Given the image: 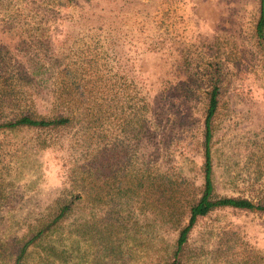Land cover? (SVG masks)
I'll return each instance as SVG.
<instances>
[{
    "label": "rangeland",
    "instance_id": "374dc122",
    "mask_svg": "<svg viewBox=\"0 0 264 264\" xmlns=\"http://www.w3.org/2000/svg\"><path fill=\"white\" fill-rule=\"evenodd\" d=\"M259 12V0H0V122L74 116L63 129H0V264H16L67 202L70 213L19 264L172 261L203 185L209 69L220 88L215 191L264 203ZM179 258L264 264V213L209 212Z\"/></svg>",
    "mask_w": 264,
    "mask_h": 264
},
{
    "label": "trees",
    "instance_id": "16d2710c",
    "mask_svg": "<svg viewBox=\"0 0 264 264\" xmlns=\"http://www.w3.org/2000/svg\"><path fill=\"white\" fill-rule=\"evenodd\" d=\"M260 2V12L255 25V38L258 43L263 45L264 39V0H259ZM28 68L22 67L18 70V81H20L16 87L18 91L22 90V84L24 81H28ZM73 86V85H72ZM66 86L64 84L54 85L53 93L54 100L52 103L54 106L60 104L62 100V94ZM70 91L73 88H68ZM219 79L218 73L216 70H208V79H207V90H206V110L204 113V131H203V165H202V176H203V185L200 190L198 198L188 206L187 210V221L180 228L178 236L176 239V249L174 252V257L172 261L167 264H179L180 263V252L183 246L186 244L189 235L198 222L200 217L207 215L209 212L224 207H230L235 209L250 210V211H259L264 213V203L255 202L252 199L247 197L240 196H226L219 195L215 191L213 183V158L211 154V140H212V124L216 112L219 106ZM73 102L77 101L76 96H71ZM60 100V102H59ZM146 106L149 110L150 103L147 102ZM73 115V114H72ZM74 116H69L65 114H58L51 117H40L35 116L30 113H23L17 116H14L8 120L0 122V129L3 128H16V127H33V128H44L47 130L53 129H63L68 127ZM73 203L67 202L61 205L55 214V216L49 221L45 226L39 229L32 237L23 243L21 246L17 257L16 264H19L24 257L29 246L33 245L42 235L47 232L51 227L56 225L58 222L63 221L67 214L72 210Z\"/></svg>",
    "mask_w": 264,
    "mask_h": 264
}]
</instances>
